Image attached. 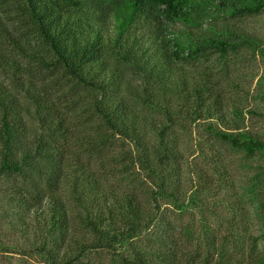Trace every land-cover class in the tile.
Returning <instances> with one entry per match:
<instances>
[{
    "label": "trees",
    "instance_id": "16d2710c",
    "mask_svg": "<svg viewBox=\"0 0 264 264\" xmlns=\"http://www.w3.org/2000/svg\"><path fill=\"white\" fill-rule=\"evenodd\" d=\"M7 1L0 36L19 55L0 60L1 214L27 252L47 264H101L86 258L99 251L106 264H264L256 237L217 242L209 227L183 241L158 217L161 199L184 207L178 134L191 124L264 156V132L242 126L244 107L228 103L216 71L241 49L264 61L262 37L239 24L264 0ZM41 70L55 79L38 81ZM257 85L264 96V74ZM84 156L113 161L139 190L103 184ZM194 170L205 192L211 180ZM253 178L246 190L264 225V170Z\"/></svg>",
    "mask_w": 264,
    "mask_h": 264
},
{
    "label": "rangeland",
    "instance_id": "374dc122",
    "mask_svg": "<svg viewBox=\"0 0 264 264\" xmlns=\"http://www.w3.org/2000/svg\"><path fill=\"white\" fill-rule=\"evenodd\" d=\"M7 4V0H0V12L10 8ZM239 24L250 33L262 37L264 42V12L260 15H245L239 20ZM17 50L8 37L4 39L0 36V60L4 58V54L19 55ZM19 60L23 61L20 57ZM0 63L3 64L2 61ZM217 64L215 61V65ZM227 65L216 71L228 87V103H242L244 108L239 119L243 127L264 132V96L257 85L258 79L264 74V61L241 49L230 56ZM36 67L35 71L38 72ZM36 78L47 83L55 79L45 70H41ZM0 79L9 84L8 76L1 69ZM69 96L70 94H65L63 98L68 106L72 104ZM249 108L255 112H248ZM70 114L73 117L74 111ZM189 127L191 130H181L178 134L179 161L183 167L181 199L185 200L184 207L179 210L170 200L161 199L158 217L174 223L172 231L183 241H186V235L195 238L194 240H202L203 233L211 227L217 242H222L226 237L225 242L238 240L246 245L249 237H256L259 248L264 251V225L257 214L256 201L246 190L254 181L255 173L264 170V156L257 154L252 158L246 157L241 151L206 133L201 125L191 124ZM120 142L119 139L114 141V150L120 148ZM69 157L72 163L76 162L74 155ZM83 162L94 170L103 184L113 188L139 190L137 180L113 168V161L84 156ZM196 164L207 172L211 180L205 192L200 191L201 183L194 174ZM261 185L263 184H257L255 189L261 188ZM6 186V180L0 181V264H47L41 256L27 252L29 240L15 231L10 225V219L1 214L6 206L3 194ZM188 199H195V204ZM169 232L172 233L171 230ZM86 258L106 264L110 255L99 251L90 253Z\"/></svg>",
    "mask_w": 264,
    "mask_h": 264
}]
</instances>
